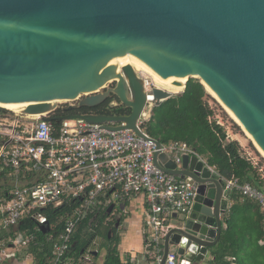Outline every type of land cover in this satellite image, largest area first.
I'll return each mask as SVG.
<instances>
[{"label":"water","instance_id":"obj_1","mask_svg":"<svg viewBox=\"0 0 264 264\" xmlns=\"http://www.w3.org/2000/svg\"><path fill=\"white\" fill-rule=\"evenodd\" d=\"M125 55L152 75L186 80L182 89L199 80L264 153V0H0V103L24 107L25 115L50 122L58 104L94 108L115 97L129 115L60 121L146 139L137 125L144 80L131 66L112 65ZM151 95L155 106L174 96L156 87ZM154 163L197 185L191 211L164 239L161 264L170 249L181 264H200L220 242L232 191L195 156H183L180 168L166 154Z\"/></svg>","mask_w":264,"mask_h":264},{"label":"built area","instance_id":"obj_2","mask_svg":"<svg viewBox=\"0 0 264 264\" xmlns=\"http://www.w3.org/2000/svg\"><path fill=\"white\" fill-rule=\"evenodd\" d=\"M142 78L147 104L137 125L146 139L131 130L108 131L79 119L59 121L55 127L53 121L43 120L48 115L31 116L0 107V231H14L13 246L29 248L43 233L39 244L51 245V264H65L72 239L84 220L109 215L110 206L118 211L143 195L151 228L147 254L152 264H161L164 239L173 227L171 222L191 211L197 185L189 177L182 179L163 172L154 163L155 154L168 155L177 168L183 156H195L225 182L226 189L256 202L264 210V187L259 190L249 183L222 178L184 142L157 148L154 139L141 128L155 107L151 95L155 86L148 78ZM150 97L152 101L148 100ZM117 106L122 105L111 103V107ZM261 178L264 180L263 175ZM45 210L63 213L58 219L63 224L61 232L55 229L56 224L49 223ZM27 223L33 225V230ZM78 261L94 264L89 251L83 252ZM181 261V256L170 249L164 264Z\"/></svg>","mask_w":264,"mask_h":264},{"label":"trees","instance_id":"obj_3","mask_svg":"<svg viewBox=\"0 0 264 264\" xmlns=\"http://www.w3.org/2000/svg\"><path fill=\"white\" fill-rule=\"evenodd\" d=\"M210 96L199 80L189 79L184 91L164 101L152 109L148 122L142 129L152 139L167 145L173 142H184L193 148L207 164L218 174L239 184L249 183L262 190L264 180L258 168L242 157L237 142H230L226 132L214 119V112L209 105ZM119 101L113 97L94 108L76 106L71 110L66 107L58 108L52 115L55 127L61 118L68 115H105L126 116L130 110L125 107H111V103ZM233 206L225 220L220 242L211 248L210 259L201 264H264V210L254 201L244 199L232 191ZM49 223L56 224L55 229L61 232L63 224L58 219L63 215L45 210ZM33 230V225L27 223ZM111 231L112 237H109ZM116 222L105 223L102 214L89 216L84 220L72 239V248L65 259L73 258L75 262L82 251L88 247L89 240L101 237L105 242L107 258L105 264H122L116 254L118 242ZM44 234H39L36 244L28 251L35 256L36 264H49L51 245L39 243Z\"/></svg>","mask_w":264,"mask_h":264},{"label":"crops","instance_id":"obj_4","mask_svg":"<svg viewBox=\"0 0 264 264\" xmlns=\"http://www.w3.org/2000/svg\"><path fill=\"white\" fill-rule=\"evenodd\" d=\"M252 164V163H251ZM253 165V164H252ZM2 196V192H0ZM231 196L228 197L229 201V210L226 218L229 215V211L233 206V201ZM136 203V204H135ZM135 204V205H134ZM128 208V209H127ZM123 210V211H122ZM122 211V212H120ZM116 210L110 213L112 216L115 214ZM118 213L120 220L117 221L116 236L118 237V242L116 243V254L122 264H149L150 261L149 255L147 254V242L151 235V228L147 221L148 219V207L146 199L143 195L136 196L130 200L126 206H121L118 208ZM111 216V217H112ZM130 222L135 227V231L131 232L127 228V223ZM225 228V220L223 222V229ZM28 228L24 229L27 230ZM12 230L0 231V264H36L35 256L28 251V248H15L11 244L13 238ZM134 233V236H133ZM43 234V233H41ZM124 235V236H123ZM131 236V239L127 238L126 248H124L125 241L124 237ZM111 238V231L109 233ZM95 240H100L102 243L99 248L91 249L90 246H94ZM104 240L101 237H94L92 240H89L88 247L85 251L91 252L93 257L94 264H105L107 258L106 246H103ZM123 247V250L121 249ZM71 261H70V260ZM65 264H79V261L75 262L73 258H69ZM210 259V252L206 255L204 261ZM50 261V258H49ZM51 264V262H48ZM201 264V263H200ZM203 264V263H202Z\"/></svg>","mask_w":264,"mask_h":264},{"label":"rangeland","instance_id":"obj_5","mask_svg":"<svg viewBox=\"0 0 264 264\" xmlns=\"http://www.w3.org/2000/svg\"><path fill=\"white\" fill-rule=\"evenodd\" d=\"M142 76L145 77L144 75ZM147 78L150 79L149 77ZM113 86L114 85L111 84L108 86V88L113 87ZM209 96H210L209 105H210V108L214 112V119L217 121V123L220 126L224 128L228 141L237 142L240 146L242 157H244L245 159H248L253 165H255L261 172V175L264 176V157L263 155L257 150L254 143L247 137L242 127L238 125L233 119H231V117L227 114V112L222 107V105L213 96H211L210 94ZM77 104L78 102L68 103V104H58L57 109L61 107H66V108L71 107V106L75 107L77 106ZM174 223L175 221L171 222L172 225ZM126 225H127V228L131 232L135 231V227L132 225V223L128 222ZM133 236H134V233H133ZM127 238L131 239V236L124 237V241H125L124 248H126ZM94 243H95L94 246L92 245L90 246L91 249H94V248L98 249L102 242L100 240H95ZM15 248H18V247H15ZM121 249L123 250V247Z\"/></svg>","mask_w":264,"mask_h":264},{"label":"bare ground","instance_id":"obj_6","mask_svg":"<svg viewBox=\"0 0 264 264\" xmlns=\"http://www.w3.org/2000/svg\"><path fill=\"white\" fill-rule=\"evenodd\" d=\"M112 65L117 66L119 70H121L122 67L131 66L138 75H140V76L144 75L146 78L149 77L150 78L149 80L152 81L153 85L156 88L162 89L166 92H170L171 94H176V93L180 92L182 90V87L184 86V84L186 82V80L170 79V78H167L161 74L152 75L147 70H145L144 68L139 66L133 60L131 55H125V56L113 59ZM206 92L208 94H210L211 96H213L222 105V107L225 109V111L231 117V119H233L238 125L241 126V124L231 115V113L223 106V104L220 102V100L215 96V94L209 88H206ZM148 100L152 101V98L150 97V98H148ZM0 107L4 108L6 110L12 111V112L21 113V114H24V111L26 109L24 107H20V106L8 104V103H0ZM244 132L246 133L247 137L254 143L257 150L264 157V153L261 151V149L257 146V144L252 140V138L249 136V134L245 130H244Z\"/></svg>","mask_w":264,"mask_h":264},{"label":"flooded vegetation","instance_id":"obj_7","mask_svg":"<svg viewBox=\"0 0 264 264\" xmlns=\"http://www.w3.org/2000/svg\"><path fill=\"white\" fill-rule=\"evenodd\" d=\"M108 210H109V209H108ZM103 216H104V218H105V223H107V222H111V221H114V222H116V226H117V221L120 220V217H119V213H118V211H116L115 214H114L113 216H112V214H110V213H109V215L104 214ZM111 216H112V217H111Z\"/></svg>","mask_w":264,"mask_h":264}]
</instances>
